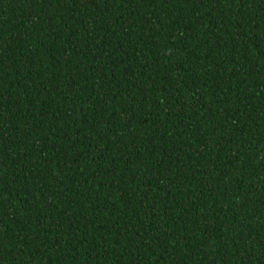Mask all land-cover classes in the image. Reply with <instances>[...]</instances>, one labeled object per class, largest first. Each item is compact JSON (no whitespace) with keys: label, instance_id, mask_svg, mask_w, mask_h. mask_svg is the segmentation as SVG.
Listing matches in <instances>:
<instances>
[{"label":"trees","instance_id":"1","mask_svg":"<svg viewBox=\"0 0 264 264\" xmlns=\"http://www.w3.org/2000/svg\"><path fill=\"white\" fill-rule=\"evenodd\" d=\"M0 264H264V0H0Z\"/></svg>","mask_w":264,"mask_h":264}]
</instances>
